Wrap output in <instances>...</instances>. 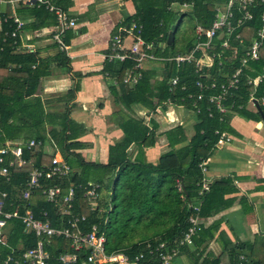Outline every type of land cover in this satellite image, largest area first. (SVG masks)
<instances>
[{"label": "trees", "instance_id": "1", "mask_svg": "<svg viewBox=\"0 0 264 264\" xmlns=\"http://www.w3.org/2000/svg\"><path fill=\"white\" fill-rule=\"evenodd\" d=\"M222 1L225 0H130L133 14L127 16L120 25L127 28L131 22L135 23V28L132 30L134 35L140 27L139 35L145 43L159 41L164 45L163 49H154L156 55L172 57L179 53H186L191 47L192 40L191 36L183 49L180 48L182 47L180 40L174 41L175 33L170 24L173 16L181 17V19L187 17L193 25L200 24L203 28H208L213 19L212 4ZM69 2L70 0H52V3L62 10H67ZM183 3L186 4V9L179 11V6ZM170 6L171 10L168 9ZM9 11L8 5L3 11L0 7V147L6 142L19 145L22 148L21 157L25 164L19 169L10 168L5 177L0 176V190L7 193L4 210L8 211L12 206H19L17 196L26 189L28 174L33 169L50 165L53 152H44L43 146L51 144L71 170L68 178L61 182L53 181V183L61 184L62 193L66 192L69 185L84 186L89 181L88 175L92 169L103 168L114 173L112 193L109 197L110 207L106 208L105 213L102 212L105 208L102 207L100 199L97 201V208L92 212L89 211L78 189L75 190L73 212L75 215L85 216V222L79 225L81 230L87 231L93 224L100 228L104 234V249L107 254L122 251L129 258L142 254L143 259L139 264L147 263L151 258L145 250L147 242L153 247L155 246L153 239L157 241L174 239L187 227L186 220L191 215V211L186 203L193 200L197 190L196 184L201 179L198 164L209 158L218 141L219 133L235 134L227 125L228 118L239 116L258 122L257 114L253 116L243 109L250 89L241 86L238 91L228 97L226 106L233 105V107L227 109L226 115L219 121L220 117L217 113H214L211 118L207 117V106L204 101L197 102L194 107L192 99H187V96H195L198 93L194 87L195 74L192 66L176 67L172 63H164L161 74L154 71L141 72L140 80L129 87L122 85L121 80L125 71L132 65L130 61L118 63L116 69L112 62L104 64L102 74H110L118 81L117 87L110 89V94L116 102L121 104L123 110L113 112L111 119L113 126L121 131L122 137L108 146L105 165L87 163L77 153L85 147L84 143L76 141L78 134L82 131L81 127L69 118L72 106L68 104L74 98V89L50 101L59 103L60 106L48 105L51 98L42 100L43 104H41L40 99L36 97L41 80L50 76L54 68L64 73L68 72L69 60L64 52L58 50L48 34L44 38L51 41L50 46L55 50V54L47 57H39V51H26L25 47L21 46L20 36L10 38L12 25L11 20L7 19ZM260 12L255 10L253 21L232 32L230 38L233 39L237 34L243 42H247L258 26ZM15 16L26 17L22 28V31L26 32L37 33L55 24L52 14L43 6L28 8L18 5ZM120 25L115 27L111 37L117 35L119 33L117 31L123 28L119 29ZM170 31L173 32V38L171 43L166 45V37ZM159 35H161L160 39H158ZM71 37H73L72 32L65 31L62 35L63 43L67 45ZM205 52L210 56L209 50ZM238 52H241V48H238ZM195 55L200 57L201 52L197 51ZM225 56H229V52H225ZM217 60L219 59L214 58L211 67L207 70L202 69L200 74L204 75L208 72L215 76L221 69L216 67ZM222 64L224 67L220 72H232L238 66L237 60L232 63L222 61ZM249 66L255 70L264 66V54L261 53L260 61L249 63ZM156 76H160V80L151 85V79ZM174 76L178 77V83L170 93L168 82ZM216 81L219 83L222 80L217 78ZM181 87H184L182 91ZM166 100H170L172 105L186 108L198 119V124L192 128L193 134L187 140L188 145L179 150H174L173 147L182 140L181 129L175 128L166 133L165 137L170 150L160 156L159 165H154L143 161V150L153 146L155 123L150 121L149 129L141 123L140 119L127 115L124 109L142 106L149 112H153L158 106L160 109L164 108L160 103ZM195 109H198L197 114L194 113ZM260 110L264 115V108ZM215 131L218 132L217 135L214 134ZM30 139L41 141L42 146L27 149ZM131 146L136 148L132 159L128 154V148ZM167 159H170L169 164L164 162ZM5 164L6 159L0 166ZM74 165L77 170H73ZM177 182L182 185L181 192L176 190ZM220 186L221 183L213 184L204 195L199 217H213L229 206L222 201L223 195L227 193L221 190ZM100 190L99 186V194ZM180 194L183 195L181 199ZM27 203L35 219H41V213H46L50 226H59L60 220L55 208L44 201V196L39 189L31 193ZM20 213H22L21 209ZM219 224L215 222L205 229L202 228L194 238L192 246L194 251L189 253L192 264H237L240 255L243 258L241 264H264V237L250 244L232 243L225 238L223 231L216 235ZM7 227L6 247L0 246V257L11 249L15 252H23L34 247L36 241L34 234L23 232L19 221L10 220L7 222ZM149 229L154 230L152 238L128 243V236L135 238L141 230L142 233H147L146 230ZM212 239L219 244L220 254L217 257L205 254L202 257L205 246ZM69 245L70 241L62 237L52 239L49 246L45 247L48 253L46 264H61L57 261V256L60 253H71ZM244 250L247 251L245 256ZM87 254V250L80 252L74 264H82Z\"/></svg>", "mask_w": 264, "mask_h": 264}, {"label": "built area", "instance_id": "2", "mask_svg": "<svg viewBox=\"0 0 264 264\" xmlns=\"http://www.w3.org/2000/svg\"><path fill=\"white\" fill-rule=\"evenodd\" d=\"M13 3L27 7L43 6L54 18L55 24L49 31L50 40L55 43L59 51L66 50L62 35L74 27V21L68 17L65 11L55 6L52 0H0V5H12ZM185 7V3L181 4L179 11H185ZM212 7L213 19L209 27L203 28L201 25L194 27L191 47L186 53L172 57L156 55L154 49H163L164 45L159 41L145 43L139 35L140 27H138L136 34H133L132 30L135 28V23L131 22L127 28H121L117 35L109 39L105 60L108 63H122L124 61L132 63L121 80L122 85L129 87L134 86L140 80L141 72L145 69L144 64L172 63L176 67L180 65L192 66L195 74L194 87L198 93L195 96H187V99H192L194 107L197 102L204 101L207 106L208 118L217 113L220 117L219 121H221V117L226 115V110L233 107V105L226 106L228 97L238 91L241 86L250 89L247 93L246 102L253 109L254 103L259 108H264V66L260 67L259 70L249 66V63L260 61L261 53L264 54V0H225L212 4ZM168 9L171 10V6ZM255 10L261 11L258 17V26L247 42H243L237 34L231 39L232 32L253 21ZM7 19L11 20L12 25L9 37L14 39L20 36L24 18L12 15ZM160 38L161 35L158 36V39ZM126 39H129L128 44H125ZM200 39L204 40L201 41ZM238 48H241V52H238ZM25 49L32 52L29 47H25ZM206 50L211 52L210 56L207 55ZM197 51L201 52L200 57H196ZM225 52H229V56H225ZM214 58L219 59L216 67L221 68L216 72V75H210L208 72L204 75L200 74L202 69L207 70L211 67ZM235 60H237L238 66L232 72H220L224 67L222 61L232 63ZM217 78L222 81L218 83ZM110 80L113 86L118 85L115 78L110 77ZM177 83V76L169 80L168 91L170 93L173 92ZM183 89L184 87H181L180 90ZM170 102V100H166L163 104L165 106L171 105ZM194 113L197 114L198 109H195ZM214 134L217 135L218 132L215 131ZM218 135L215 147L230 140L226 133H219ZM46 138L48 140V137ZM33 146H42V143L33 139L28 140L27 149ZM45 146H43L44 152H53L51 153L50 165L33 169L28 174L26 189L17 196L19 206H12L8 211L4 210L7 193L0 190V246L6 245L4 232L7 228V222L10 220L19 221L23 232L33 233L36 238L34 247L23 252H15L11 249L3 257H0V264H46L48 253L45 251V247L49 246L52 239L58 237L69 240V248L72 251L71 253H60L57 256V261L61 264H74L78 259V254L83 250L88 251L85 260L82 262L85 264H139L143 259L142 254L133 258H129L122 251L107 254L104 249V234L97 225H91L87 231L80 229L79 225L85 222V216L75 215L73 212L75 190H80L81 197L86 201L89 211L92 212L97 208L99 185L91 182H87L81 187L69 185L66 192L62 193L61 184L53 183V181L61 182L68 178L71 170L53 145L48 144L46 148ZM21 156L22 148L19 145L4 143L0 147V165L5 163V159L6 164L0 166V176L5 177L12 167L21 168L25 164ZM202 165L203 162L198 164L203 177L197 185V192L194 197L196 203H192V201L186 203L187 208L191 211V215L186 220L187 227L174 239L164 241L153 239L155 243L153 247L150 245L151 243L147 242L145 250L151 258L145 264H175L174 261L181 254V251L193 246V240L203 228L204 223V219L198 215L200 205L210 188V181L204 176L205 169ZM38 189L44 196V201L55 208L60 220L58 227L50 226L46 213H41V219H35L28 203L26 204L31 193ZM176 190L181 192V183H176ZM181 198H183L182 194H180ZM20 209L22 213H20ZM242 260V256H239L237 264H241Z\"/></svg>", "mask_w": 264, "mask_h": 264}, {"label": "crops", "instance_id": "3", "mask_svg": "<svg viewBox=\"0 0 264 264\" xmlns=\"http://www.w3.org/2000/svg\"><path fill=\"white\" fill-rule=\"evenodd\" d=\"M69 3L67 10H63L74 21V27L67 30L72 32L73 37L69 39L67 45L65 44L66 50L63 51L69 60V71L64 73L54 68L50 76L41 80L38 94L45 95L44 99L51 98L48 105L60 106L61 104L50 101L74 89V98L68 104L72 106L69 118L82 130L76 141L85 144L84 149L77 153L81 156V151L88 152L93 146L92 160L95 161L89 163L105 165L108 146L122 137L121 131L112 124L111 114L118 110L122 111L123 107L110 94V89L117 87L111 84L110 74H102L101 71L104 64H108L105 54L109 39L115 27L133 14V6L130 0H70ZM6 5L9 6V16H12L15 15V9L20 4ZM6 5H0L4 6L1 7L2 11ZM22 18L26 20V17ZM121 27L123 26L120 25L118 28ZM50 28L37 33L22 31L21 46L39 51V57L54 55L55 50L50 46L51 41L44 38L46 34L50 35ZM128 41L129 39H126L125 44H128ZM112 65L116 69L118 63L112 62ZM163 65L164 63L144 64L145 69L142 72L154 71L161 74ZM159 80L160 76H156L151 79L150 84L153 85ZM163 103L165 102L160 105L164 108L160 109L158 106L153 112L142 106L124 109L127 115L140 119L149 129L150 121L155 123L153 146L143 150V161L154 165H159L160 156L170 150L166 133L175 128L181 129L182 140L173 147L174 150H179L188 145L187 140L193 134L192 128L198 124V119L186 108L172 105V102L167 106ZM243 109L253 116L257 114L256 109L247 102ZM227 122L228 127L235 134L225 132L230 140L216 146L209 158L201 162L205 169L204 176L210 181V187L215 183H221V190L227 193L223 195L222 201L229 206L213 217H202L203 228L219 222L216 235L223 231L229 242L250 244L264 237V123L260 117L256 122L239 116H230ZM97 144L99 146L95 151ZM180 145L182 146L177 147ZM131 149L133 152L129 155L130 159L136 152L134 146H131ZM164 162L169 164L170 159ZM199 171L202 179L201 170ZM192 203H196L194 198ZM7 231L8 228L4 233L6 234ZM214 239L205 246L202 257L205 254L212 257L220 254V246ZM185 250L183 249L182 255L180 254L176 259L190 256L189 253L194 251V247L186 255L183 254ZM245 253L246 250L244 256Z\"/></svg>", "mask_w": 264, "mask_h": 264}, {"label": "rangeland", "instance_id": "4", "mask_svg": "<svg viewBox=\"0 0 264 264\" xmlns=\"http://www.w3.org/2000/svg\"><path fill=\"white\" fill-rule=\"evenodd\" d=\"M0 7H4V6H0ZM173 20L172 22L170 23L171 24V28L174 29V33H175V36H174V41L177 42V41H181V46L180 47L181 49H183L186 41L192 36L193 38V30H194V27L196 25H200V24H196V25H193L187 17H184L181 19V17H175L173 16ZM191 29V30H190ZM171 32V31H170ZM128 43V42H127ZM177 49V47H175ZM170 49V48H169ZM168 49V50H169ZM184 53V52H183ZM181 54V53H179ZM39 91L36 93V97H38L41 101V103L43 104V99L44 97H46L45 95H43L42 93L38 94ZM58 110V109H56ZM51 111V110H50ZM255 121V120H253ZM45 146V145H44ZM46 146H48V144H46ZM45 146V148H46ZM87 146V145H86ZM92 146V145H91ZM97 147H95V151H97V148H98V144L96 145ZM93 148V146H92ZM90 148L89 150L90 151H86V150H83L80 152L81 154V157L85 160V161H88V162H93L95 160H92L93 159V151H91ZM94 150V149H93ZM132 149L131 147L128 148V154L131 155L132 153ZM77 170V168L73 167V170ZM88 180L93 182V183H97L99 184L101 190H100V194H99V199L101 200L102 202V207L105 208V209H102V212L104 211V213L106 212V208H109L110 207V201H109V197L112 193V190H111V187H112V184H113V180H114V173H112V171H107L106 169H103V168H98V169H92L88 175ZM8 228V227H7ZM6 228V230H7ZM134 228H132L133 230ZM136 230H138V228H136ZM148 231L147 233H142V230L139 232L138 235L135 236V238L133 237H130L128 236L127 239L129 240L128 243H134L138 240H142L144 238H152L153 237V231L154 230H146ZM192 249L191 248H187L185 250V252H183V254L190 251ZM192 253V252H191ZM182 255V253H181ZM184 258V259H183ZM179 257L178 259H176L174 261L175 264H192V260H190L189 256L187 255V257Z\"/></svg>", "mask_w": 264, "mask_h": 264}, {"label": "water", "instance_id": "5", "mask_svg": "<svg viewBox=\"0 0 264 264\" xmlns=\"http://www.w3.org/2000/svg\"><path fill=\"white\" fill-rule=\"evenodd\" d=\"M173 38V32H169L166 37V45H169ZM254 108L256 109V113L259 115L261 121L264 123V115L262 114L260 108L254 103Z\"/></svg>", "mask_w": 264, "mask_h": 264}]
</instances>
